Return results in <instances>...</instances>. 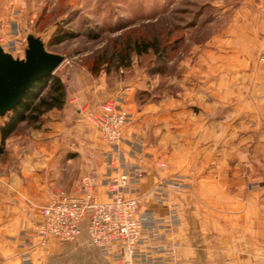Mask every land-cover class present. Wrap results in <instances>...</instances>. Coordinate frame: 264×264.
Masks as SVG:
<instances>
[{
  "label": "crops",
  "instance_id": "0c3cea01",
  "mask_svg": "<svg viewBox=\"0 0 264 264\" xmlns=\"http://www.w3.org/2000/svg\"><path fill=\"white\" fill-rule=\"evenodd\" d=\"M209 68L218 75L205 76L200 87L180 97L145 105L131 96L113 98L130 114L125 161L143 168L127 197L142 198V210L169 222L168 211L147 194L167 181L182 185L164 191L178 210L165 243L179 246L176 258L164 264H264V187L251 188L264 185V77L246 82L243 72H231L227 64ZM67 111L65 105L43 115L29 135L35 145L16 137L6 141L9 157L0 158V264H114L90 243L86 226L71 243L53 238L40 246L31 237L40 221L35 205L50 203L54 184L36 169H53L66 159L61 154L69 151L58 142L68 128ZM134 139L141 142L139 153L130 146ZM103 166L93 178L105 200L102 183L115 173Z\"/></svg>",
  "mask_w": 264,
  "mask_h": 264
},
{
  "label": "rangeland",
  "instance_id": "374dc122",
  "mask_svg": "<svg viewBox=\"0 0 264 264\" xmlns=\"http://www.w3.org/2000/svg\"><path fill=\"white\" fill-rule=\"evenodd\" d=\"M29 35L65 59L55 77L67 91L68 128L58 143L69 152L53 169H36L44 181L54 183L50 203L72 197L84 176L108 167L109 147L85 109H97L117 96H131L137 105L180 97L200 87L205 76L218 75L209 65L232 66L231 72H243L246 82L264 77V0H0V39L4 44L16 40L15 59H25ZM140 38H158L166 52L133 54L128 69L112 61L128 40ZM34 129L22 123L12 137L35 145L29 136ZM129 143L142 149L139 140ZM1 155L2 160L9 157L6 151ZM42 206L35 205L38 214Z\"/></svg>",
  "mask_w": 264,
  "mask_h": 264
},
{
  "label": "built area",
  "instance_id": "2783aa9c",
  "mask_svg": "<svg viewBox=\"0 0 264 264\" xmlns=\"http://www.w3.org/2000/svg\"><path fill=\"white\" fill-rule=\"evenodd\" d=\"M0 45L11 55L18 51L15 39L8 44L0 39ZM76 101L73 99L72 103ZM85 112L87 120L100 131L109 147L106 164L115 174L102 183L106 199L101 198L95 179L84 176L77 196L57 197L39 208L40 221L34 224L31 237L40 246L53 238L62 244L71 243L78 240L86 226L90 243L103 256L113 258L114 264H164L175 259L179 246L167 245L165 235L177 221L178 210L170 204L164 191L165 187L179 189L182 185L167 181L147 194L152 202L168 211L169 222L158 219L152 210H142V198L127 197L131 186L143 174L140 165L126 163L122 150L124 130L130 122L129 111L119 107L114 99ZM131 147L133 152H140L136 146ZM158 166L165 167V164L158 163Z\"/></svg>",
  "mask_w": 264,
  "mask_h": 264
},
{
  "label": "trees",
  "instance_id": "16d2710c",
  "mask_svg": "<svg viewBox=\"0 0 264 264\" xmlns=\"http://www.w3.org/2000/svg\"><path fill=\"white\" fill-rule=\"evenodd\" d=\"M167 45H162L158 38H140L128 40L124 47L117 51L112 61L121 68H130L132 55L137 56L153 54L163 56ZM67 98L65 84L54 75L46 76L38 80L27 92L20 103L12 111L1 117L4 122L1 125L2 141L0 155L6 141L12 137L22 123H31L35 129H39L40 121L45 113L64 108Z\"/></svg>",
  "mask_w": 264,
  "mask_h": 264
},
{
  "label": "water",
  "instance_id": "95a60500",
  "mask_svg": "<svg viewBox=\"0 0 264 264\" xmlns=\"http://www.w3.org/2000/svg\"><path fill=\"white\" fill-rule=\"evenodd\" d=\"M25 59H15L0 45V118L15 108L41 78L54 75L64 57L46 50L43 41L27 37Z\"/></svg>",
  "mask_w": 264,
  "mask_h": 264
}]
</instances>
